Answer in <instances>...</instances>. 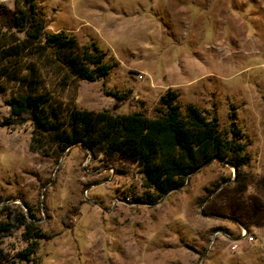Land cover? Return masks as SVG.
Returning <instances> with one entry per match:
<instances>
[{"label": "rangeland", "instance_id": "rangeland-1", "mask_svg": "<svg viewBox=\"0 0 264 264\" xmlns=\"http://www.w3.org/2000/svg\"><path fill=\"white\" fill-rule=\"evenodd\" d=\"M46 32L65 31L80 45L94 43L111 64L107 78L65 88L44 71L53 101L76 109L157 115L169 90L184 111L197 107L220 130L243 135L250 156L242 168L244 199L264 194V0H37ZM15 0H0L13 9ZM0 93V222L17 207L30 210L48 238L28 264H264V225L237 248L241 226L215 208L231 191L234 169L218 161L190 176L155 204L144 199L140 175L111 165L83 147L60 158L30 150L29 121L10 118ZM24 202L28 205L26 208ZM24 228L2 239L16 253Z\"/></svg>", "mask_w": 264, "mask_h": 264}, {"label": "trees", "instance_id": "trees-1", "mask_svg": "<svg viewBox=\"0 0 264 264\" xmlns=\"http://www.w3.org/2000/svg\"><path fill=\"white\" fill-rule=\"evenodd\" d=\"M45 29L37 0H15L12 10L0 6V93L12 92L5 101L10 118L3 123L29 121L31 151L60 158L79 145L111 165L130 164L140 175L144 199L150 205L182 188L190 176L218 159L234 169L236 185L230 192L217 194L215 208L224 215L230 212L245 229L264 225L263 203L243 198L249 179L242 168L250 156L243 135L235 128L234 114L230 117L233 134L228 137L215 117H206L193 105L183 111L171 90L161 96L157 115L152 117L55 102L44 71L65 88L72 81L103 80L112 66L96 44L80 45L65 31ZM257 188L264 194V178ZM37 222L23 207L0 222V264L31 262L39 242L48 238ZM21 227L25 248L16 253L5 250L2 239Z\"/></svg>", "mask_w": 264, "mask_h": 264}, {"label": "built area", "instance_id": "built-area-1", "mask_svg": "<svg viewBox=\"0 0 264 264\" xmlns=\"http://www.w3.org/2000/svg\"><path fill=\"white\" fill-rule=\"evenodd\" d=\"M240 228V232H239V238L238 239H234L232 238L229 234L224 233L223 231H217L214 234V237L218 234H222L224 236L225 239H227L229 242L232 243V249L235 250L237 248V244L239 242V240L245 238L247 239V241L251 242L253 240L252 236L249 235V233L247 232V229H245L242 226H239Z\"/></svg>", "mask_w": 264, "mask_h": 264}, {"label": "water", "instance_id": "water-1", "mask_svg": "<svg viewBox=\"0 0 264 264\" xmlns=\"http://www.w3.org/2000/svg\"><path fill=\"white\" fill-rule=\"evenodd\" d=\"M217 161L223 163L222 161H220V160H218V159H217ZM223 164H226V163H223ZM226 165H227V164H226Z\"/></svg>", "mask_w": 264, "mask_h": 264}]
</instances>
